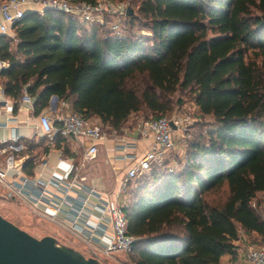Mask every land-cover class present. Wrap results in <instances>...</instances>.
I'll use <instances>...</instances> for the list:
<instances>
[{
  "label": "trees",
  "instance_id": "16d2710c",
  "mask_svg": "<svg viewBox=\"0 0 264 264\" xmlns=\"http://www.w3.org/2000/svg\"><path fill=\"white\" fill-rule=\"evenodd\" d=\"M133 3L148 34L28 12L13 37L0 35V84L13 112L24 95L36 112L56 95L114 132L131 114L163 116L182 103L176 93L190 94L215 126L189 142L180 170L164 160L134 179L123 203L136 238L127 254L129 264H220L240 230L264 243V0ZM126 17L132 28L137 19Z\"/></svg>",
  "mask_w": 264,
  "mask_h": 264
},
{
  "label": "built area",
  "instance_id": "2783aa9c",
  "mask_svg": "<svg viewBox=\"0 0 264 264\" xmlns=\"http://www.w3.org/2000/svg\"><path fill=\"white\" fill-rule=\"evenodd\" d=\"M126 7L123 4H112L110 0H96L94 3L84 0H0V35H10L13 24L28 12L55 9L91 24H104V14L122 16ZM1 66L6 67L7 63L1 62ZM20 103L32 104L33 98L24 95ZM60 107L68 108V103L62 101ZM180 124L178 119H171L166 115L144 119L138 123L137 129L140 137L150 139V144L138 157L126 152L127 146L122 149L125 151L123 158L129 161L130 166L121 180L118 194L126 189L129 181L146 174L152 169L153 164L166 159L167 154L174 148L173 133ZM6 126L7 122L0 120V128ZM35 128L50 139L73 138L86 144L83 153L85 161H94L97 158L99 144L105 136L100 123L92 122L81 113L73 111H59L56 118L40 113L36 117ZM20 137V134L12 131L7 139H0V143L15 142ZM23 148V144H9L6 147H0V154L10 150L16 153ZM14 153L8 155L4 164L0 165V185L7 199H22L29 204L32 214L51 222L56 220L61 206L66 205L73 214L67 221L69 230L74 235L82 237L89 247L92 243L101 244V238L110 226L112 230L110 239L100 246V253L110 256L114 253H127L132 250L136 238L127 233L126 213L118 199L103 198L101 192L91 187L85 188L84 185H80V190L84 195L72 197L70 194L72 186L77 182L64 183L56 177L51 179L56 190H49L47 184L31 179L23 173L22 162ZM78 180L84 179L80 177ZM55 191L63 195L59 196ZM77 198H79V204L75 203ZM92 208H98L101 213L99 221L94 226H89L86 220L91 215ZM97 255L98 253L95 252L92 256L97 258ZM244 257L247 264H264V243H249Z\"/></svg>",
  "mask_w": 264,
  "mask_h": 264
},
{
  "label": "crops",
  "instance_id": "0c3cea01",
  "mask_svg": "<svg viewBox=\"0 0 264 264\" xmlns=\"http://www.w3.org/2000/svg\"><path fill=\"white\" fill-rule=\"evenodd\" d=\"M10 36H14L12 32H10ZM0 67H2L1 62ZM61 102L62 100H55L51 96L48 105L39 112H36L33 98L32 104L19 103L16 112H13V101L5 96L4 87L0 84V120L1 122H7L6 127L0 128V139H7L12 131L21 135L18 141L1 142L0 147H6L9 144L24 145V148L16 153L10 150L0 154V165L4 164L8 155L14 153L22 162L21 166L23 173L28 175L31 179L40 180L47 184V189L49 190H56V188H54L55 184L51 180L53 177H56L61 179V182L64 183L77 182L72 186V191L70 193L72 197L83 196L84 193L80 190V185H84L85 188L91 187L101 192L103 198L110 200L118 199V202L123 205L121 196L124 191L118 194V188L130 164L128 160L123 158L125 151L122 149L127 146L126 152L132 153L138 157L145 152L150 144V139L140 137L137 129V125L140 121L135 122V124H131L127 121L120 132L111 131V134L108 135L105 133L98 147L97 158L94 161H85L83 153L86 144L73 138L56 137L50 139L42 135L38 129L35 128L36 117L40 113H46L52 118H56L59 111L68 112V108L60 107ZM64 102L67 103V101ZM80 177L84 180H78ZM0 188L2 189L0 191V198H2V201H12V203L15 202L16 205L21 203L31 215H34L31 213L27 202L19 198L7 199L4 193L2 194L4 189L1 185ZM55 192H57L59 196L63 195L58 191ZM79 202V198H77L75 203L79 204ZM100 213L98 208H92L91 215L88 217V220H86V223L89 226H94L95 223L99 221ZM72 215L69 208L63 205L61 206V210L57 213L54 222L41 218L39 219H41L42 222L54 225L69 238L77 240L90 255H93L95 252L101 254L100 246L109 241L112 233L110 226L107 225L108 227L105 235L101 238V244L92 243V246L89 247L82 237L74 235L73 232L69 230L67 221ZM253 235L257 234L240 230L239 239L233 241L235 246L233 258L231 255L226 254L222 256L221 261L226 258L231 264H247L244 256L247 246L250 243L249 238ZM73 247L76 248L75 246ZM78 251L81 252L79 248Z\"/></svg>",
  "mask_w": 264,
  "mask_h": 264
},
{
  "label": "rangeland",
  "instance_id": "374dc122",
  "mask_svg": "<svg viewBox=\"0 0 264 264\" xmlns=\"http://www.w3.org/2000/svg\"><path fill=\"white\" fill-rule=\"evenodd\" d=\"M134 1L135 0H110L112 4H123L127 7H130L132 9V13L137 19V21L134 22V26L131 28L128 24L129 19L126 17V11L122 16L104 14V21L106 22L105 24L108 25L115 34H126V32L123 31V25H126V31H128L127 34H130V32H136L138 34H148V30H146L145 28V21H143L142 15L138 12L137 6L134 5ZM177 99L181 100L182 103L175 104L173 111L165 114L168 118H176L181 122L180 126L178 128H175V131L173 133L174 148L167 154L166 159H164L170 160L169 168H172L174 171L180 170L181 165L185 162L186 156L188 155L189 151V142L195 141L200 134L205 135L208 129L213 128L215 126V122L211 116H203L200 114L190 94L176 93V95H174L173 97V102H175ZM71 111V106L70 104H68V112ZM150 118L153 117L148 112H139L136 114H131L128 118V122L131 124H135V122L137 121ZM90 120L92 122L102 124L98 118H91ZM102 128L104 132L107 133V135L111 134V131H108V128L103 126V124ZM164 160L155 164L163 165L162 163L164 162ZM164 168L165 167L163 165L158 167L157 170L162 171ZM148 173H150V171ZM134 185L135 180H132L130 183H128L123 195L121 196V201H123V203L125 202L127 204V199L129 198L128 192L131 188L134 187ZM1 190L2 189L0 188V191ZM224 191L225 189L222 188L217 192L211 193L209 197H218ZM3 193L4 191H2V194ZM0 199V215L17 225L19 228L25 230L26 232L37 238H41L46 235H51L56 238L59 244L66 245L72 248H74L73 246H75L77 249H74L78 250L79 248L81 250V253L85 257H92V255H90V253H88L77 240L69 238L54 225L42 222L41 219L35 217L34 215H31L26 210V208L21 205V203H18L16 205L15 202L12 203V201L8 200L2 201V198ZM256 200L261 201L262 194H258L257 198L253 200V205H255ZM258 209L260 213L264 215V205L262 204V202L260 206H258ZM260 240L261 239L258 235H253L251 238H249V242L254 244H262ZM97 259L102 264H129V256L127 253L124 252L114 253L110 256L98 254ZM220 264L231 263H229V261L225 258L223 261H220Z\"/></svg>",
  "mask_w": 264,
  "mask_h": 264
},
{
  "label": "water",
  "instance_id": "95a60500",
  "mask_svg": "<svg viewBox=\"0 0 264 264\" xmlns=\"http://www.w3.org/2000/svg\"><path fill=\"white\" fill-rule=\"evenodd\" d=\"M131 14L130 7L126 9ZM55 100L56 95L52 96ZM0 264H102L96 257L61 245L46 235L34 237L0 215Z\"/></svg>",
  "mask_w": 264,
  "mask_h": 264
}]
</instances>
